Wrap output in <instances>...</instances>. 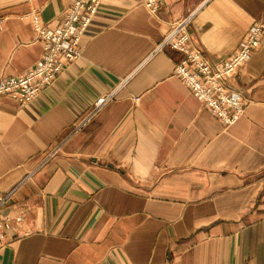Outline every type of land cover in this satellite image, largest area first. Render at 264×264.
<instances>
[{
    "label": "crops",
    "instance_id": "1",
    "mask_svg": "<svg viewBox=\"0 0 264 264\" xmlns=\"http://www.w3.org/2000/svg\"><path fill=\"white\" fill-rule=\"evenodd\" d=\"M70 3L0 0V77L42 56L30 13L51 28ZM191 14L192 46L216 65L264 0H161L155 13L102 0L81 55L34 99L0 95V212L25 213L0 264H264V38L226 81L246 108L224 125L174 72L183 53L157 48Z\"/></svg>",
    "mask_w": 264,
    "mask_h": 264
},
{
    "label": "built area",
    "instance_id": "2",
    "mask_svg": "<svg viewBox=\"0 0 264 264\" xmlns=\"http://www.w3.org/2000/svg\"><path fill=\"white\" fill-rule=\"evenodd\" d=\"M101 1L71 0L62 21L51 28L42 22L38 11L33 10L29 17L42 43V56L25 72L16 76L0 77V95L8 96L20 105L34 99L42 88L57 77L66 63L81 55V37ZM140 1L153 13L159 9L161 3V0ZM191 16L192 14L173 21L157 48L167 45L183 53L182 59L174 67V72L224 125H231L244 113L246 102L238 91L227 86L226 81L248 61L253 51L260 45L264 38V20H259L249 27L232 55L213 65L192 46L186 30ZM110 97L111 95H106L96 99L88 117ZM7 198L8 194L0 193V211ZM24 218L23 210L15 215L0 212V247Z\"/></svg>",
    "mask_w": 264,
    "mask_h": 264
}]
</instances>
